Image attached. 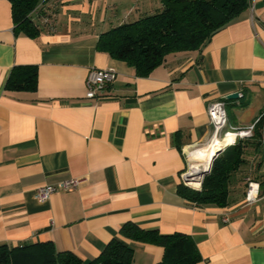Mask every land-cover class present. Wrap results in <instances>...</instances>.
<instances>
[{
  "label": "crops",
  "instance_id": "1",
  "mask_svg": "<svg viewBox=\"0 0 264 264\" xmlns=\"http://www.w3.org/2000/svg\"><path fill=\"white\" fill-rule=\"evenodd\" d=\"M161 5L43 0L38 7L49 14L31 13L39 31L30 36L15 30L11 4L0 0V245L50 242L86 263L119 237L135 263L159 262L162 246L119 234L133 222L191 236L200 255L193 264H264V132L226 206L197 205L178 192L189 152L212 136L211 102L224 100L227 127L237 128L264 107V0H248L199 49L171 52L145 76L97 49L101 32ZM29 64L37 67L36 88L5 89L12 67ZM92 67L116 77L87 98ZM71 178L79 185L64 190ZM247 178L260 184L252 204L244 200ZM42 184L56 188L45 201L36 197Z\"/></svg>",
  "mask_w": 264,
  "mask_h": 264
},
{
  "label": "trees",
  "instance_id": "2",
  "mask_svg": "<svg viewBox=\"0 0 264 264\" xmlns=\"http://www.w3.org/2000/svg\"><path fill=\"white\" fill-rule=\"evenodd\" d=\"M42 1L9 0L16 31L30 36L38 33L39 30L30 15L38 10L44 12L38 7ZM160 2L162 5L159 10L101 32L97 39V49L114 59L124 61L134 68L138 76H145L161 64L167 54L199 49L222 25L248 5V0ZM36 82V65H17L12 67L5 81V89L32 90L36 88ZM263 118L256 121L251 136L237 139L216 156L202 182L200 175L187 183L193 188L179 184V194L197 205L226 206L234 176L247 162L246 156L250 151L260 145L264 132ZM208 164L204 168L208 167ZM119 234L129 239L162 246L163 257L155 264H193L200 259L195 242L185 233L163 234L155 229L140 228L133 222H125L120 226ZM0 264L137 263L133 260V249L121 238L113 237L97 257L86 263L71 251L56 250L50 242L18 246L1 244Z\"/></svg>",
  "mask_w": 264,
  "mask_h": 264
},
{
  "label": "built area",
  "instance_id": "3",
  "mask_svg": "<svg viewBox=\"0 0 264 264\" xmlns=\"http://www.w3.org/2000/svg\"><path fill=\"white\" fill-rule=\"evenodd\" d=\"M43 22H49L47 16L43 17ZM116 77V71L112 68H90L88 71L86 81H85V96L87 98H95L103 93V91L112 83ZM208 117L209 121L213 126V133H216L219 130V137L222 131L225 129L227 121V113L224 100H217L211 102L208 106ZM264 117V110L260 113L258 118L254 123L246 126L241 131L243 135L241 136H251L254 125L256 121ZM264 119V118H263ZM233 130H236L237 127H232ZM237 133V132H236ZM238 134V133H237ZM187 172H184L182 175L183 182L185 185L189 186L186 182ZM80 183L79 179L71 178L64 180L62 182V187L64 190H73ZM56 191V188L53 185L42 184L36 188V197L39 201H45L48 197ZM260 194V184L257 180L253 178H247L246 188L244 193L245 204H252L258 200Z\"/></svg>",
  "mask_w": 264,
  "mask_h": 264
},
{
  "label": "bare ground",
  "instance_id": "4",
  "mask_svg": "<svg viewBox=\"0 0 264 264\" xmlns=\"http://www.w3.org/2000/svg\"><path fill=\"white\" fill-rule=\"evenodd\" d=\"M233 132L229 131L227 133V134H230L229 140L233 138V134H234ZM214 134L219 135V130H217V132ZM225 144H227V142L221 143V141L214 139L210 145H207L202 150L197 151L196 153L191 155L190 159H192V162L190 163L188 173H190L191 170L194 172L191 174V178L187 177V179L191 181L193 178L200 176L205 170H207L210 166L209 162H211L212 155L216 152V150H218ZM207 164H208V167L204 168Z\"/></svg>",
  "mask_w": 264,
  "mask_h": 264
},
{
  "label": "rangeland",
  "instance_id": "5",
  "mask_svg": "<svg viewBox=\"0 0 264 264\" xmlns=\"http://www.w3.org/2000/svg\"><path fill=\"white\" fill-rule=\"evenodd\" d=\"M264 110V107H262L261 108V110H260V112L259 113H257V117L260 115V113L262 112ZM228 124V123H227ZM226 124V126H225V129L222 131V133L220 134V137H219V135H217V134H214V133H212V136L210 137V139L207 141V143L206 144H204V145H201L199 148H197V149H195V150H193V151H191V152H189V158H191V155L194 153V152H196V151H200V149L202 150V148H205L207 145H210L211 143H212V141L214 140V139H217V140H219V141H221V143H224V142H227V144H232V143H234V141H236L237 139H239V138H245L246 136H241V135H243V133L241 132L242 130H243V128H245V127H242V128H237L236 130H233V128H231V126H229V127H227L228 125ZM233 127V126H232ZM233 132L234 134H233V138L231 139V140H229L230 138V134H227L228 132ZM238 134H237V133ZM236 133V134H235ZM228 146V145H227ZM189 171V170H188ZM188 173V172H187ZM193 172H191V174H192ZM202 182V181H201ZM187 183H189V180H187ZM200 186H201V183H200ZM189 187H191V186H189ZM191 188H193V187H191ZM200 188V187H199ZM194 189H196V188H194Z\"/></svg>",
  "mask_w": 264,
  "mask_h": 264
},
{
  "label": "water",
  "instance_id": "6",
  "mask_svg": "<svg viewBox=\"0 0 264 264\" xmlns=\"http://www.w3.org/2000/svg\"><path fill=\"white\" fill-rule=\"evenodd\" d=\"M237 96H238V93L235 92V93H232V94H229V95L225 96V98H226V99H228V98H236ZM227 145H229V144H225V145H223L221 148H219L218 150H216V152L212 155L209 168H208L207 170H205V171L201 174V181H202V179H203V176H204L205 174H207V173L210 171L213 160L216 158V156H217V155H218V154H219V153H220V152H221V151H222ZM187 177H188V175H186V180H187Z\"/></svg>",
  "mask_w": 264,
  "mask_h": 264
}]
</instances>
